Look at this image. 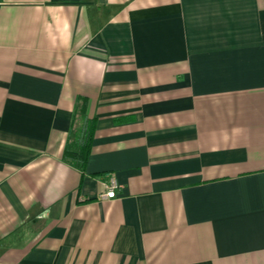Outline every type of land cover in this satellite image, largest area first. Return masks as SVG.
Instances as JSON below:
<instances>
[{
  "label": "crops",
  "instance_id": "obj_1",
  "mask_svg": "<svg viewBox=\"0 0 264 264\" xmlns=\"http://www.w3.org/2000/svg\"><path fill=\"white\" fill-rule=\"evenodd\" d=\"M0 264H264V0H0Z\"/></svg>",
  "mask_w": 264,
  "mask_h": 264
},
{
  "label": "trees",
  "instance_id": "obj_2",
  "mask_svg": "<svg viewBox=\"0 0 264 264\" xmlns=\"http://www.w3.org/2000/svg\"><path fill=\"white\" fill-rule=\"evenodd\" d=\"M86 100L78 102L75 114L79 116L81 124L74 135V143L65 148L63 158L72 164L83 168L90 154L91 143L94 136L95 122L85 118Z\"/></svg>",
  "mask_w": 264,
  "mask_h": 264
},
{
  "label": "built area",
  "instance_id": "obj_3",
  "mask_svg": "<svg viewBox=\"0 0 264 264\" xmlns=\"http://www.w3.org/2000/svg\"><path fill=\"white\" fill-rule=\"evenodd\" d=\"M118 184L116 179L109 175L107 181L104 183V192L99 196L101 200H111L116 198V190Z\"/></svg>",
  "mask_w": 264,
  "mask_h": 264
}]
</instances>
